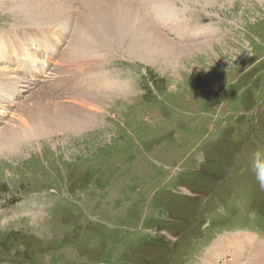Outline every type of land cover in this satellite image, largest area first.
I'll return each instance as SVG.
<instances>
[{
	"label": "rangeland",
	"instance_id": "374dc122",
	"mask_svg": "<svg viewBox=\"0 0 264 264\" xmlns=\"http://www.w3.org/2000/svg\"><path fill=\"white\" fill-rule=\"evenodd\" d=\"M50 1L25 12L0 0V48L13 58L0 53V80L28 66L14 52L53 66L41 44L61 49L58 84L0 92V134L19 137L0 155V264H264V0H177V17L149 19L190 44L173 64L133 53L143 35L159 37L149 29L113 30L143 0ZM52 104L89 123L53 129Z\"/></svg>",
	"mask_w": 264,
	"mask_h": 264
},
{
	"label": "bare ground",
	"instance_id": "6f19581e",
	"mask_svg": "<svg viewBox=\"0 0 264 264\" xmlns=\"http://www.w3.org/2000/svg\"><path fill=\"white\" fill-rule=\"evenodd\" d=\"M1 1H3V0H1ZM11 1H13V0H11ZM16 2L18 1L19 2V4H18V6H21V7H23L24 8V10L23 11H25V12H27L28 11V7H29V5H30V2L31 3H35L36 1H38V0H15ZM45 1V0H44ZM50 1V0H49ZM52 1V0H51ZM50 1V2H51ZM76 1V0H75ZM94 1H96V0H80V2H81V4L82 5H84V6H88V7H90L91 6V3H93ZM99 1V3H106L107 4V2H110V1H115L116 2V0H98ZM121 1V4H122V2H123V0H120ZM125 1V0H124ZM180 1V0H179ZM183 3H185V2H188L189 0H181ZM180 1V2H181ZM25 4H24V3ZM41 2V1H40ZM39 2V3H40ZM47 3V2H46ZM77 3V2H76ZM118 3H120V2H118ZM124 3V2H123ZM132 3V2H131ZM178 3V1L177 0H143L142 1V6L144 7V9L143 10H140L139 11V13L137 14V12L135 13L134 11H130L131 9H129L128 10V12H127V14H126V12H125V14H126V16H128L127 18H128V20H129V23H128V25H131L130 27H128V26H126L125 25V23H120V24H117L116 22H118V21H121V20H118V18H117V15H116V13H115V15H116V17H113V23H114V28H113V30H115V32H116V34H118V36H119V33H117V32H121V27L123 28V30H124V35L127 33V32H129L130 33V35L129 36H131V37H134L137 33H139V28L141 29V30H143V29H145V28H147V29H149L150 30V32L151 33H153V34H156L157 36H159L158 38L157 37H153V35L152 36H148V38L147 37H144V35H143V41H138V42H136L135 43V45L133 46V48H132V50H133V53H135V54H137V55H141V56H146L147 58L148 57H150L151 58V56H153L154 55V57H156L157 59L159 58V57H163L165 60H167L168 61V63H170V64H173V60L170 58V55H174V54H181V53H184V52H186L187 50H189L190 48H191V46H190V44H184V45H177V43L175 42V41H173L171 38L169 39L167 36H162V35H160V33L157 31V29H153L152 27H151V25H149L150 24V22H153V21H156V20H161V18L162 17H164V18H166L167 16H163V15H172L173 17H177L178 16V14H177V9L175 10L174 9V5L175 4H177ZM2 4V3H1ZM38 4V3H37ZM113 4H114V2H113ZM112 4V5H113ZM126 4V3H125ZM186 4V3H185ZM12 5V4H11ZM35 5V4H34ZM43 5V4H42ZM77 5V4H76ZM114 5H117V4H114ZM132 5V4H131ZM130 5V6H131ZM136 5V4H135ZM184 5V4H183ZM79 6V5H78ZM96 6V5H95ZM100 6V5H99ZM111 6V5H110ZM125 6V5H124ZM165 8H164V7ZM46 7V6H45ZM59 7V6H58ZM98 7V6H97ZM103 7V6H102ZM101 7V8H102ZM113 7V6H112ZM162 7V8H161ZM84 8V7H83ZM95 8V7H94ZM104 8H105V5H104ZM123 8V7H122ZM133 8V7H132ZM142 8V7H141ZM38 9V8H37ZM93 9V8H92ZM98 9H100V8H98ZM120 9V8H119ZM136 9V8H135ZM161 9H163L164 11H166L165 13H163V11L161 10ZM32 10V9H31ZM47 10V9H46ZM69 10V9H68ZM101 10V9H100ZM112 10V9H111ZM118 10V9H117ZM117 10H115V11H117ZM136 10H138V8L136 9ZM10 11V10H9ZM16 11V10H15ZM86 11V10H85ZM91 11V10H90ZM96 11V10H95ZM94 11V12H95ZM119 11V10H118ZM120 11H122V9H120ZM143 13H142V12ZM98 12H100V11H98ZM97 12V13H98ZM103 12H104V9H103ZM109 12V11H108ZM123 12V11H122ZM179 12H180V10H179ZM33 13V12H32ZM83 13V12H82ZM91 13V12H90ZM100 13H102V12H100ZM112 14H113V12H111ZM120 13V12H119ZM124 13V12H123ZM133 13H135V14H133ZM45 14V13H44ZM111 14V15H112ZM125 14H123V15H125ZM40 15V14H39ZM51 15H53V14H51ZM93 15V14H92ZM97 14H95L94 16H96ZM135 15V16H134ZM16 16V15H15ZM26 16L28 17V15L26 14ZM48 16V15H47ZM50 16V15H49ZM48 16V17H49ZM54 16V15H53ZM93 16V17H94ZM98 16V15H97ZM97 16H96V19H97ZM100 16V15H99ZM101 16H103V17H108V16H105V15H102L101 14ZM100 16V17H101ZM113 16V15H112ZM19 17V16H18ZM99 17V18H100ZM119 17H121V16H119ZM123 17V16H122ZM34 18H35V16H34ZM34 18H32V20L34 19ZM38 18V17H37ZM78 18V17H77ZM109 18V17H108ZM110 18H112V17H110ZM170 18V17H169ZM36 19V18H35ZM42 19H43V17H42ZM76 19V18H75ZM95 19V17L93 18V20ZM95 19V20H96ZM134 19H136V21L134 20ZM144 19V21H145V25L143 24V22L140 24V22L142 21ZM149 19H151V20H153V21H150ZM89 20V19H88ZM100 20V19H99ZM99 20L97 19V21L99 22ZM118 20V21H117ZM162 20H163V18H162ZM170 20V19H169ZM22 21V20H21ZM43 21V20H42ZM77 21V20H76ZM91 21V20H90ZM104 21H105V19H104ZM110 20L108 19V21H105L104 23H107V22H109ZM19 22H20V20H19ZM36 22V21H35ZM34 22V23H35ZM122 22H124V21H122ZM168 21H166V23H167ZM171 22V21H170ZM39 23V22H38ZM42 23V22H41ZM79 23H81V22H79ZM84 23V22H83ZM103 23V22H102ZM119 23V22H118ZM98 24V23H97ZM99 24H101V23H99ZM98 24V25H99ZM164 24V23H163ZM162 24V25H163ZM39 25V24H38ZM46 25H48V24H46ZM105 25V27L106 28H109L108 26V24H104ZM122 25V26H121ZM139 25H140V27H139ZM147 25V26H146ZM166 25V24H165ZM35 26V25H34ZM49 26V25H48ZM51 26V25H50ZM53 26V25H52ZM168 26V25H167ZM46 27V26H45ZM101 27V31L103 32H106V28H103L102 27V25L100 26ZM113 27V26H112ZM161 27V26H160ZM163 27V26H162ZM169 27V26H168ZM52 28V27H51ZM66 28V27H65ZM79 28V27H78ZM95 28H97V27H95ZM93 29V30H90V28H88V27H86V28H84L83 29V31L81 32L82 34H84V35H87V36H90V33H96L98 30L97 29ZM154 28H156V27H154ZM111 30H112V28H111ZM33 31V30H32ZM127 31V32H126ZM146 31V30H145ZM110 32H112V31H110ZM114 32V33H115ZM75 33H77V32H75ZM109 33V32H108ZM123 33V32H122ZM150 33V34H151ZM128 34V33H127ZM126 34V35H127ZM163 35H165L164 33H162ZM18 35V34H17ZM74 35V34H73ZM83 35V36H84ZM111 35V34H110ZM115 35V34H114ZM10 36V35H9ZM108 36V35H107ZM113 35H111L110 37H112ZM116 36V35H115ZM137 36V35H136ZM139 36V35H138ZM82 37V36H81ZM85 37V36H84ZM97 37V36H96ZM104 37V36H103ZM33 38H37V37H34L33 36ZM78 38V37H77ZM112 38H114V37H112ZM119 38V37H118ZM122 38V37H121ZM126 38V37H125ZM1 39V38H0ZM14 40H15V38H13ZM75 39V38H74ZM115 39V38H114ZM36 40V39H35ZM35 40L31 43V44H35V45H37V43L35 42ZM106 40V39H105ZM164 40V41H163ZM111 41V40H110ZM124 41V40H123ZM50 42H52V41H47V42H44L43 44H41L43 47H42V49L43 48H47L48 50V53L50 54V56L51 57H53V61H54V63L52 64L53 66H49V68H48V72L45 74V71L44 72H38V73H36V72H34V71H37V70H40L41 68H43V66H44V62H43V60H42V58H40L39 56H37L36 55V57H35V64H34V66H32V64H27V60L28 59H30L31 60V54H30V52L29 51H26V52H24V53H22V54H20V53H17V52H14L15 54H13V56H15V55H17V56H15L16 58H18L19 60H23V61H26V62H19V64H21V65H24V66H26V65H29L30 67H26L25 69H24V71L21 73V75L14 69V67H12V68H10V70H9V72H6L5 73V77H4V79L3 80H0V92H2V93H5L6 94V91H5V88L4 87H7L8 89V93L10 94V95H8V96H5V97H7V98H9V99H15V98H17V96L20 94V93H22V92H27V91H32V90H34V89H42V88H44V87H46L45 85H51V84H54V83H56V84H58V82H59V80L56 78H54V75H52L53 73L51 72V71H53V69L55 68V66H57L58 65V61H57V55L59 54H61V49L58 47V45H59V43H60V41H54V42H52V43H54V44H52V43H50ZM59 42V43H58ZM106 42L108 43L109 41L108 40H106ZM207 42V41H206ZM96 43V42H95ZM208 43H209V41H208ZM97 44V43H96ZM95 44V45H96ZM123 44V43H122ZM193 44V43H192ZM74 45V44H73ZM77 45H78V43H77ZM133 45V44H132ZM194 46H195V44H193ZM196 45H198V47H200V46H202V45H204L203 44V42H199V43H197ZM82 46V45H81ZM38 47V46H37ZM56 47L59 49V52H58V50L56 49ZM96 48V47H95ZM105 48V47H104ZM201 48V47H200ZM92 49V48H91ZM27 50V49H26ZM97 50V49H96ZM131 50V49H130ZM4 53V59H5V61L6 62H8V63H10V62H13V58H11V53L9 52V53H7V51H6V49H4V51H3V49L2 48H0V53ZM84 52V51H83ZM143 54H146V55H143ZM98 55V54H97ZM82 56V55H81ZM135 56V55H134ZM56 57V58H55ZM87 57V56H86ZM8 58H10V59H8ZM84 58V57H83ZM88 58V57H87ZM90 58V57H89ZM100 58H101V56H100ZM140 58V57H139ZM81 59V58H80ZM98 59V58H97ZM1 60H3V58L1 57V55H0V61ZM94 60V59H93ZM140 60V59H139ZM149 60V59H148ZM91 61V60H90ZM98 61H100V60H98ZM151 61V60H150ZM92 62V61H91ZM105 63V62H104ZM91 65V64H90ZM100 65V64H99ZM51 67V68H50ZM98 68V67H97ZM102 69H103V67H102ZM89 70V69H88ZM96 70V69H95ZM97 70H101V69H97ZM17 74H16V73ZM99 72H102L103 73V71H99ZM9 74H12V80L11 79H7L10 75ZM44 74V77H42V75ZM3 75V74H2ZM98 75V74H97ZM94 76V75H93ZM102 76V75H101ZM103 77H101V79H102ZM1 79V78H0ZM106 79L107 78H105V79H102L101 81L102 82H105L106 81ZM108 80H109V78H108ZM113 80V79H112ZM97 81V80H96ZM126 81V80H125ZM112 82H114V80L112 81ZM106 84H108V83H106ZM92 85V84H91ZM96 85V84H95ZM122 85V84H121ZM124 85V84H123ZM86 86V85H85ZM96 88V87H95ZM87 89H89V88H87ZM91 89H93V88H91ZM108 91V90H107ZM110 91V90H109ZM120 93V92H119ZM100 94V93H99ZM102 94V93H101ZM46 95V94H45ZM1 96V95H0ZM33 96V95H32ZM35 96V95H34ZM43 96V95H42ZM51 96V95H50ZM92 96V95H91ZM3 98V96H1L0 97V99L2 100V103L0 102V110H2V112H3V115L2 116H0V123H3V121H4V119H1V118H4L5 116H7V114L9 113L8 112V108L10 107V103H6L5 102V99L6 98ZM38 97V96H37ZM86 98V97H85ZM53 99H54V97H53ZM52 99V100H53ZM49 100V99H48ZM55 100V99H54ZM95 100V99H94ZM26 102V101H25ZM24 102V103H25ZM71 102H72V100H71ZM75 102V101H74ZM95 102V101H94ZM23 103V104H24ZM41 103V102H40ZM57 103V102H56ZM12 104V103H11ZM31 104H33V103H31ZM42 104V103H41ZM40 104V105H41ZM70 104V103H69ZM72 104V103H71ZM21 105H22V103H21ZM52 105H54L53 106V108H54V110H53V114H51L50 113V115L48 116V120H51V125H52V127H53V129H57V131L58 130H66V129H69V131H70V129H73L74 131H77V130H79V129H81V128H83V127H85L88 123H89V119H85V120H81V118L82 117H78L77 119L75 118V119H72V118H67V116H64V115H61L60 114V111H57V110H60V109H58V107L59 108H62L63 106L61 105V104H58L57 105V107L55 106L56 104H52ZM81 105V104H80ZM50 106V105H49ZM71 106H73V105H71ZM82 106V105H81ZM30 107V106H29ZM36 107V106H35ZM56 107V108H55ZM31 108V107H30ZM30 108H28V109H30ZM41 108V107H40ZM78 108V107H77ZM81 108V107H80ZM21 109V108H20ZM50 109V108H49ZM48 109V110H49ZM50 109V110H51ZM70 109H72L71 107H70ZM75 109V108H74ZM88 109H89V107H88ZM69 110V109H68ZM90 110V109H89ZM91 111V110H90ZM28 112H32L31 111V109L28 111ZM36 112V111H35ZM71 112V111H70ZM5 113H7L6 115H5ZM40 113V112H39ZM21 114V113H20ZM24 114V113H23ZM42 114V113H41ZM40 114V115H41ZM64 114V113H63ZM72 114H74V112H72ZM81 114V113H80ZM66 115V114H65ZM42 116H43V119H44V122L47 124V114H45V113H43L42 114ZM31 117V116H30ZM29 117V118H30ZM85 117V116H84ZM99 118V117H98ZM16 120H17V118H15ZM37 119V118H36ZM42 119V120H43ZM19 121V120H18ZM41 121V120H40ZM9 122V121H8ZM13 123H14V121H12ZM20 123H21V121H19ZM91 122V121H90ZM11 123V122H10ZM23 123V122H22ZM21 123V124H22ZM39 123V122H38ZM44 123V124H45ZM67 123H68V125H67ZM92 123V122H91ZM17 124V123H16ZM43 124V125H44ZM12 125H14V128H15V123L14 124H12ZM24 125V124H23ZM16 126H18V125H16ZM20 127V126H19ZM11 128H12V126H11ZM22 129V128H21ZM44 129V128H43ZM84 129V128H83ZM13 130V129H12ZM16 130V129H15ZM32 130V129H31ZM11 131V130H10ZM34 132H35V130H33ZM37 131H39V130H37ZM50 131V130H49ZM41 132V131H40ZM2 133V132H1ZM9 133H11V132H9ZM13 133V132H12ZM8 134V133H6V134H3V135H1L0 134V155H2L3 153H7L8 151H10L13 147H12V144H13V142H17V139H19V137L17 138V136H15V134L13 135V134ZM21 133L22 132H20V134L19 135H21ZM49 133V132H48ZM27 134V133H26ZM30 134V133H29ZM17 135V134H16ZM22 138V137H21ZM35 138V137H34ZM39 138V137H38ZM16 147V146H15ZM12 152V151H11ZM247 238V237H246ZM253 240V239H252ZM251 242V241H250ZM252 245V244H251ZM214 246V245H213ZM257 247V246H256ZM263 247V246H262ZM213 249V248H212ZM214 250V249H213ZM211 251V250H210ZM226 251V250H225ZM262 251V250H261ZM264 251V250H263ZM207 253V252H206ZM215 254V253H214ZM247 254V253H246ZM250 254H251V252H250ZM212 255H213V253H212ZM216 255V254H215ZM213 257V256H212ZM216 259V258H215ZM219 259V258H218ZM211 260V259H210ZM209 261V260H208ZM209 263V262H208ZM212 263V262H211ZM215 263V262H214ZM206 264V263H205ZM210 264V263H209ZM221 264V263H220Z\"/></svg>",
	"mask_w": 264,
	"mask_h": 264
},
{
	"label": "clouds",
	"instance_id": "9594fccd",
	"mask_svg": "<svg viewBox=\"0 0 264 264\" xmlns=\"http://www.w3.org/2000/svg\"><path fill=\"white\" fill-rule=\"evenodd\" d=\"M257 179L259 180L260 187L264 189V174H260L257 176Z\"/></svg>",
	"mask_w": 264,
	"mask_h": 264
},
{
	"label": "trees",
	"instance_id": "16d2710c",
	"mask_svg": "<svg viewBox=\"0 0 264 264\" xmlns=\"http://www.w3.org/2000/svg\"><path fill=\"white\" fill-rule=\"evenodd\" d=\"M203 175H213V174H211V172H209V171H203ZM208 196H211L212 194H207ZM207 195L206 196H203V197H207Z\"/></svg>",
	"mask_w": 264,
	"mask_h": 264
}]
</instances>
